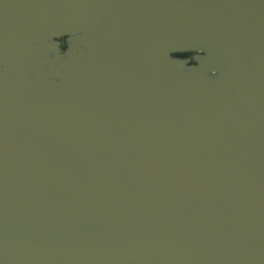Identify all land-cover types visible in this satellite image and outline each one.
Wrapping results in <instances>:
<instances>
[{
	"label": "water",
	"instance_id": "1",
	"mask_svg": "<svg viewBox=\"0 0 264 264\" xmlns=\"http://www.w3.org/2000/svg\"><path fill=\"white\" fill-rule=\"evenodd\" d=\"M0 264H264V0H0Z\"/></svg>",
	"mask_w": 264,
	"mask_h": 264
},
{
	"label": "trees",
	"instance_id": "2",
	"mask_svg": "<svg viewBox=\"0 0 264 264\" xmlns=\"http://www.w3.org/2000/svg\"><path fill=\"white\" fill-rule=\"evenodd\" d=\"M62 42H63L62 49L65 50V48H66V43H65L64 39H62ZM186 55H187L186 53H178V54H175L174 56H177V57H184V56H186Z\"/></svg>",
	"mask_w": 264,
	"mask_h": 264
},
{
	"label": "flooded vegetation",
	"instance_id": "3",
	"mask_svg": "<svg viewBox=\"0 0 264 264\" xmlns=\"http://www.w3.org/2000/svg\"><path fill=\"white\" fill-rule=\"evenodd\" d=\"M187 55L182 57V58H189V57H192L194 55V53L192 52H185Z\"/></svg>",
	"mask_w": 264,
	"mask_h": 264
}]
</instances>
